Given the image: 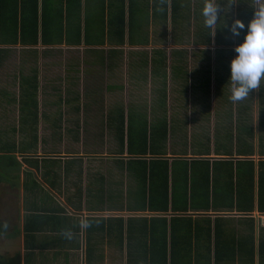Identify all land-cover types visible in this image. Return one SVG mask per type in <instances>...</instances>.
Returning <instances> with one entry per match:
<instances>
[{"label":"crops","instance_id":"0c3cea01","mask_svg":"<svg viewBox=\"0 0 264 264\" xmlns=\"http://www.w3.org/2000/svg\"><path fill=\"white\" fill-rule=\"evenodd\" d=\"M7 1L18 6L0 10V138L35 137L7 144L16 175L0 164V215L10 212L0 220L10 225L0 264H133L160 258L164 240L170 264L264 263V85L241 103L229 100L253 0L230 8L218 0L215 36L204 26V0H172L163 13L158 0H37V13L33 0L29 9L27 0ZM35 20L38 45L33 31L22 45L20 23ZM91 29L101 40L88 39ZM87 126L89 143L67 139ZM202 215L209 234L196 231ZM83 216L92 224L81 231ZM172 217L194 219L173 223L171 249Z\"/></svg>","mask_w":264,"mask_h":264},{"label":"clouds","instance_id":"9594fccd","mask_svg":"<svg viewBox=\"0 0 264 264\" xmlns=\"http://www.w3.org/2000/svg\"><path fill=\"white\" fill-rule=\"evenodd\" d=\"M172 0H158L156 11L163 13L165 5L171 7ZM235 3V0H229V8ZM254 18L247 26V35L243 43L235 47L238 54L231 61V76L229 81L230 96L229 100L233 104L241 103L247 100L253 90H258L264 85V0H253ZM221 6L218 0H204L201 11L204 17V26L212 29V36L216 34L217 21L220 20ZM245 28L242 20H235L231 27L233 35L239 36L240 30ZM92 221L86 217H80L78 227L81 231L88 229ZM0 228L6 232L10 225L8 221H3ZM60 235L72 241L76 233L72 228H63Z\"/></svg>","mask_w":264,"mask_h":264},{"label":"trees","instance_id":"16d2710c","mask_svg":"<svg viewBox=\"0 0 264 264\" xmlns=\"http://www.w3.org/2000/svg\"><path fill=\"white\" fill-rule=\"evenodd\" d=\"M34 1V8L32 10V7H31V11L32 13H37V7H38V2L37 0H33ZM8 1L7 0H0V10L4 11L5 13H16V10H17V5H13L12 3H7ZM24 7H27L28 9L30 8L31 4H32V0H27ZM21 11H22V5H21ZM30 28L28 26V23L25 22V21H22L20 23V27H21V37H20V40H21V44L24 45L26 43V40H28L29 38L28 37V34L27 32L29 31H33V36L32 37V40H33V45H38V35H39V27H40V23H38L36 20L31 22L30 23ZM76 29V27L74 28ZM77 37H75V40H80V25L78 26L77 28ZM120 34H123V27L120 29L119 31V35ZM11 33L9 34V37H10ZM44 38H47L44 36V32L42 33V42H43V39ZM77 38V39H76ZM121 39H123V35H120L119 37H117V40L118 42L120 43ZM121 44V43H120ZM34 90H35V87H34ZM35 95V92L33 94V96ZM27 96V94L25 96H23L22 98L25 99V97ZM21 98V99H22ZM28 98V97H27ZM23 100V99H22ZM34 101V100H33ZM32 101V103H33ZM23 102V101H22ZM35 102V101H34ZM162 105H164V101H154L153 102V108H158V107H162ZM122 107V106H121ZM131 109V107H129ZM121 109V108H120ZM123 119V118H122ZM25 135L29 136V135H34V134H29V133H26ZM35 137V135H34ZM11 148L7 146V144H5L4 142H0V164L4 165V168L6 169H10L11 166H13V161L12 160V156L9 155V152ZM119 154H122V153H119ZM4 159V161L1 163V160ZM12 160V161H11ZM251 165L253 164L252 162H249ZM262 166H264V162H262ZM262 169V168H261ZM251 176H249L250 178V182L249 183H246V187L248 190H250L251 192H253L252 190L254 189V170H252L251 172ZM260 174V178H259V190H260V193H259V197L262 199L264 198V172H263V169L259 172ZM263 201V199H262ZM200 217H204L203 215L202 216H198V219H197V222H196V231L197 233H204L205 230L207 231V234H209V229H210V226L208 224V227L205 226V224H199L200 221L202 222H209L210 219L208 217H204V218H200ZM193 219L194 218H184V217H172L170 218V222L169 223V227H170V234H169V247L173 248L175 243L173 242L175 237H174V234H175V231H173V223L175 222H179V221H186L188 223H192L193 222ZM163 224L166 225L167 227V224L166 223V220H163ZM201 226V228L199 227ZM165 231V230H164ZM191 229H188L186 232H189L190 233ZM166 232V231H165ZM4 231H2V228H0V234H3ZM205 236V235H204ZM163 237L165 238L166 237V234L163 235ZM166 240H164V243H163V248L161 249V252H162V256L160 258L156 257L155 255H152L151 257L149 258H138L136 261L133 262V264H170V259L167 258V250L168 248H166ZM121 248L123 249V245H121ZM171 248V249H172ZM207 248H210V247H207ZM170 256V254H168ZM260 257H261V260L264 262V245H262V248H261V254H260ZM171 264H175L173 261L171 262ZM264 264V263H262Z\"/></svg>","mask_w":264,"mask_h":264},{"label":"rangeland","instance_id":"374dc122","mask_svg":"<svg viewBox=\"0 0 264 264\" xmlns=\"http://www.w3.org/2000/svg\"><path fill=\"white\" fill-rule=\"evenodd\" d=\"M94 23H89V25L92 27V25H93ZM57 25L58 24H56V26H54L55 28L57 27ZM103 28H105V26H103ZM91 32H87V36H88V39H90L91 41H93V42H95V41H97V40H101V39H96L94 36L95 35H99V32L97 31V32H94V33H92L93 32V29H91L90 30ZM57 33V32H56ZM195 33V32H194ZM93 34H95V35H93ZM153 51H156V49L154 48V50ZM152 51V52H153ZM141 83V82H140ZM140 85H142V84H140ZM144 85H146V84H144ZM122 96H123V94H122ZM107 100L104 102V107L105 106H107V104L109 105V103L110 102H112V100L111 99H113V97L112 96H110L109 97V94H107ZM121 99H123V100H121V103L123 104H125L126 105V102L124 101V98L122 97ZM253 103L255 102V104H256V101H252ZM38 103V102H37ZM110 105H111V103H110ZM8 109H10V108H8ZM1 113H2V111H1V108H0V124H2L1 122H2V120H3V118L1 117ZM13 113H15V111H13ZM6 114L8 115V116H11V111L10 112H6ZM8 118V117H7ZM6 119V118H5ZM10 117L7 119V120H5L6 122H10ZM81 120H83V117L82 118H80ZM40 128V127H39ZM42 129H43V127H42ZM45 130V129H44ZM43 130V131H44ZM41 129H40V131H39V136L40 137H44V135H46L44 132H43ZM87 131L88 132H84V131H80L79 133H68V137H67V139H69L70 140V137L71 138H73V137H75V136H77V137H79L80 138V141H82V142H84V144H87V143H89L92 139H93V136H94V134H93V132L91 131V129L87 126ZM56 135H58V134H56ZM55 135V136H56ZM65 136L67 135V134H64ZM0 136H1V134H0ZM27 136V135H26ZM2 137L3 138H0V142H3L4 141V143L5 144H11L12 143V141H14V140H17L16 141V143L20 140V138H21V140L23 141L24 140V137H25V134L23 135V134H17V133H11V132H7V133H2ZM54 139H56V138H54ZM49 140V139H48ZM48 140H46V142L48 141ZM43 141V140H42ZM9 142H11V143H9ZM27 142H31L30 140H28ZM45 142V143H46ZM22 143V142H21ZM11 156L13 157L12 158V160H16L17 159V156L16 155H14V153H12L11 154ZM11 160V161H12ZM14 162V161H13ZM5 170H6V172H7V174L9 175V176H14V175H16V172H17V170H15V167L14 166H11L10 167V169L8 168V169H6L5 168ZM0 176H2L1 174H0ZM9 205H11V203L9 204ZM11 207H6L5 208V210L7 211V209H10ZM8 215H10V212L9 213H7L6 212V214L5 213H3L2 215H0V220H4V219H6L7 218V216Z\"/></svg>","mask_w":264,"mask_h":264},{"label":"built area","instance_id":"2783aa9c","mask_svg":"<svg viewBox=\"0 0 264 264\" xmlns=\"http://www.w3.org/2000/svg\"><path fill=\"white\" fill-rule=\"evenodd\" d=\"M262 222H263V224H264V217L262 218Z\"/></svg>","mask_w":264,"mask_h":264}]
</instances>
